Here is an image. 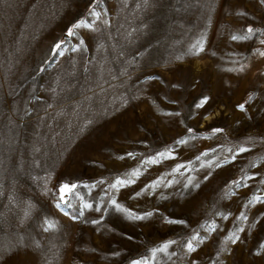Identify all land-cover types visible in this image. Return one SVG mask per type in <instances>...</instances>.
<instances>
[{
    "label": "rangeland",
    "instance_id": "rangeland-1",
    "mask_svg": "<svg viewBox=\"0 0 264 264\" xmlns=\"http://www.w3.org/2000/svg\"><path fill=\"white\" fill-rule=\"evenodd\" d=\"M262 40V0H0V264H264Z\"/></svg>",
    "mask_w": 264,
    "mask_h": 264
},
{
    "label": "snow or ice",
    "instance_id": "snow-or-ice-1",
    "mask_svg": "<svg viewBox=\"0 0 264 264\" xmlns=\"http://www.w3.org/2000/svg\"><path fill=\"white\" fill-rule=\"evenodd\" d=\"M262 2H264V0H262ZM81 23H83V22H81ZM81 23H78L77 25H74L73 27L78 28V27L81 26ZM254 32H255V30L253 28L248 27L247 30H246V34L244 36L233 35L232 39L233 40L249 39L254 34ZM68 35L69 36L74 35L72 29H69ZM261 43L264 44V40H262ZM55 47H56V49H59L61 47V45L57 44ZM200 50H202V46H201ZM259 54L261 56H264V51L260 52ZM207 99L208 98H206V97L202 98L200 101H198L196 103L195 107L196 108L203 107L204 104L207 103ZM240 108L243 109L244 105H240ZM189 131L191 132L192 130L189 129ZM219 131H221V130L220 129H213L214 133L215 132H219ZM185 142L186 141H183V140L178 141V143H185ZM246 150L247 149H245V148H240L239 151L240 152H244ZM128 155L129 156H133L132 153H129ZM204 155H207V153H205ZM170 157H171V152L170 151L168 153L161 152V153H158L156 157H151V158L143 161V164L144 165L155 164V163H158L160 159H165V158H170ZM234 158L235 157H233V159ZM141 174L142 173H141L139 168L133 169L130 173L126 174L125 178H117L115 180V182L110 185V187L112 189H119L120 187H124L126 185H131V184H133L135 182V179L138 178ZM248 179H251V177H248ZM160 183H161V181H156L152 185H149L148 188L158 187L160 185ZM234 183H236L237 186H247L246 184L245 185H241V183L239 181H236ZM76 187H77V185H74V184L73 185L63 184V185L60 186L58 191L60 193V201H61V203H67L66 197H68L70 195H74V190L76 189ZM140 194L141 193H137V195H140ZM256 199H257V201L264 203V199H261L259 197H257ZM111 203L115 206L117 211L126 213L128 215V217L130 219H133V220L145 219L148 216L152 215L151 212L146 213L144 216H140V215L134 214V213L130 212L128 209L123 208L114 199L111 201ZM83 207L84 208H91L92 205L84 204ZM97 211H99V209H97ZM170 222L175 223L176 221H170ZM48 227L52 228L53 225L50 223L48 225ZM211 230L214 231L215 230V226H212ZM240 230L242 231L243 229H240ZM229 239H232V241L235 242V240L238 239V237L233 236V237H230ZM202 242H203V237H200L199 234H194L186 243L187 251L188 252H194L196 250V247ZM172 243H175V241H169V242L165 243L162 247L153 250V255H155L157 252H165L168 249V247L170 246V244H172ZM173 255H174V253H173ZM138 264H139V262H138ZM144 264H147V262H144Z\"/></svg>",
    "mask_w": 264,
    "mask_h": 264
}]
</instances>
